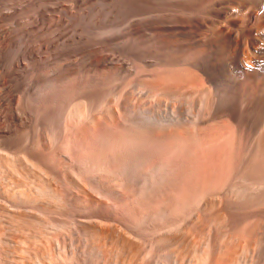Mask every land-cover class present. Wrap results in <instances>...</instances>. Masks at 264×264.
Returning <instances> with one entry per match:
<instances>
[{
    "label": "rangeland",
    "instance_id": "obj_1",
    "mask_svg": "<svg viewBox=\"0 0 264 264\" xmlns=\"http://www.w3.org/2000/svg\"><path fill=\"white\" fill-rule=\"evenodd\" d=\"M134 1L137 0L131 2ZM149 3L152 9L140 15L135 12L129 13L124 9V4L135 7L128 0H0V40L2 35L8 36L12 46L8 53L2 55L0 53V83L4 79L5 83H3L10 88L13 131L29 139L28 144L31 146L34 138L39 136L42 142L46 140L44 145L60 149H57L59 152L57 157L61 155L58 160L55 156L48 163L47 168L38 166V163L32 164V161L30 165L23 160H17L9 176L11 185L9 183L8 189L12 187L8 190L10 192L6 194L5 184L0 188L3 196L5 194L8 198H14L9 199L14 214L9 220L4 215L3 224L5 227L14 224L21 230L19 240L17 237H12L17 243L16 246L22 248L21 251L24 248L22 252L15 251L18 256L17 262L20 260L19 262L24 264H35L31 256L38 253L42 257L43 264H51L52 260L61 261L59 263L62 264L64 257L69 255L70 249L79 252L83 243L88 241L80 234L79 225L83 226L100 217L109 218L108 221L113 220L114 223L120 221L135 231V235H132L122 228L117 230L112 224L101 229L103 233L96 230L100 233H96L98 237L96 236L95 243L107 247L110 258L115 259L117 264H207L208 262V264H246L250 261L249 258L252 261L254 254L248 250L249 227L240 225L224 228L220 225L225 216L224 211L219 210L214 202L203 207L206 200L216 197L205 196L202 191L203 184L206 181L212 184L219 181L226 168L220 170L214 164L213 149L211 161L204 159L207 153L202 140L199 141L201 139L199 134L194 141L180 143L178 147L169 148L162 151L163 153L159 151L161 142L159 143L156 136L149 138L147 146L152 147V151L159 152L152 154L151 158L161 157L163 162H167L169 173L171 172L168 174L175 179L172 184L176 190L165 202L162 196L156 198L149 196L147 202L146 196L143 195L128 194L123 198L99 195L83 182L82 176L83 179H80L76 173L70 171L72 158L82 161V158L88 157L86 158L88 161L89 157L95 156L98 152L102 153V150L105 152L116 150L115 144L119 139L116 126L118 113L122 111V101L131 102L134 113L137 111L136 107L141 105V111H150L154 115L171 113L177 109V106H182L180 107L182 109L186 107L183 99L172 103L162 96L144 95L143 93L146 92H142L141 87L137 85L141 80L147 84L146 86L149 84V90L155 93L160 90L158 82L155 83L156 79L146 76L152 73L154 76L162 75L166 79L167 73L172 74L171 70L168 72V69L157 67L156 62H153L154 65H150V62L144 65L140 59L141 53L150 56L154 51L161 49L164 39L168 38V31L151 28L136 33L134 27L138 26V22L145 16L164 18L180 12L176 13L166 0L162 2L149 0ZM154 5H157L156 10L153 9L156 7ZM158 8L162 9L161 12ZM84 61L92 64L81 70L79 66ZM173 81L177 84L175 80H170V85L169 81L167 82L168 88L176 87L177 89L174 90L180 92L187 90V87L180 89L181 87H177ZM88 92L91 94L90 103L84 99V95ZM104 129H109L110 133L106 145L99 142V135ZM53 137L58 138L59 141L54 142ZM1 158L2 156L0 162H2ZM52 174L56 180H61V183L69 188L71 181L75 182L72 193L76 195L75 204L79 205L78 207L76 205L70 210L62 206L50 205L44 196L36 195L38 188L42 186L51 185L58 189L57 182L52 180ZM186 188H191L192 191L187 192ZM27 192L30 198L22 195ZM82 198L89 200L85 201ZM81 200L85 205L87 203L85 207ZM31 201L38 203L37 206ZM162 206L168 208L166 212L162 211ZM21 209L22 211H19ZM152 210L151 217L145 215V211ZM69 211L75 213L70 214ZM81 216L83 218H80ZM39 221L44 224L40 222L41 224L38 225ZM46 221L57 224L50 225ZM61 222L68 224L66 225L68 227ZM3 224L0 226H4ZM73 224L74 227L76 225V229L73 228ZM59 225L66 228L67 234L66 232L60 234L65 228L62 226L60 228ZM209 238L210 241L206 242ZM19 242H23V245ZM73 243L76 244H74L76 247L73 245L74 248L71 247ZM57 248H61L60 251ZM65 249L68 251H64Z\"/></svg>",
    "mask_w": 264,
    "mask_h": 264
},
{
    "label": "bare ground",
    "instance_id": "obj_2",
    "mask_svg": "<svg viewBox=\"0 0 264 264\" xmlns=\"http://www.w3.org/2000/svg\"><path fill=\"white\" fill-rule=\"evenodd\" d=\"M128 1L135 5L134 7L124 4V9L129 13L135 12L143 15L152 9L149 0ZM166 2L173 6L176 13H180L164 18H157L152 15L142 17L138 22V26L134 27V30L136 33L151 28L168 31V38L164 39V45L160 46L161 49L154 51L150 56H145L144 53H141L140 59L144 62V65L148 62H150V65H154L156 62L157 67L168 69V72L171 70L172 74L169 75L167 73L166 79L162 75L154 76L152 73L146 76L156 79L155 83L158 82L160 90L155 93L149 90V84L146 86L147 84L141 80L137 82V85L139 88L141 87L142 92H146L143 93L144 95L162 96L168 98L172 103L183 99L186 105L185 109L180 108L182 106H177V109L171 111V113L154 115L150 111V113L146 110L141 111L140 105L136 107L137 111L134 113V109H131L133 107L130 104L131 102L122 101V111H118V125L116 126V134L119 138L115 144L116 150L112 152L102 150V153L98 152L95 156L89 157L88 161L86 160L88 157L82 158V161L81 159L74 160L72 158L69 165L70 171L76 173L78 178H84L83 182L87 183L99 195L119 196L121 198L128 194L143 195L146 196L147 202H149L151 196H154L153 198L162 196L165 202L176 190L172 184L175 179L174 176H169L171 172L169 173L167 162H163L161 157L151 158L152 154L158 151H152V147L149 148L147 146L148 140L150 137L156 136L159 143L161 142V149L159 148L160 150H158L162 152L169 148L178 147L180 143H186L189 140L194 141L199 134L201 136L199 141L201 142L202 140V145H204L207 153L204 155V159L211 161V150L213 149L215 152L213 156L214 164L219 169L226 168L225 174L218 176L219 181L214 184L206 181L203 184L202 191L205 196H216L206 200L203 203V207L205 208L210 202H214L219 210L224 211L223 214L225 216L222 224H220L224 228L247 225L250 239L248 250L254 256L252 261L249 258L251 262L249 261L246 264H264V0H166ZM157 5H154L156 7L153 9L156 10ZM174 10L171 9V11ZM11 47L8 36L2 35L0 40L1 55L2 53H8ZM147 58H149L148 61H146ZM91 64L92 62L84 61L80 63L79 67L83 70ZM145 69H148V67H145ZM61 73L64 72L61 71ZM3 80L0 83V124H2L0 126V156H2V162H0V188L6 185L7 194L10 192L8 190L12 188L10 186L8 189L9 176L15 168L14 165L17 160H23L27 164L38 163V166L47 168L48 163L55 156V159H57L61 155L57 157L59 153L57 151L60 149L57 148V150L44 145L46 140L42 142L39 136L34 138L33 141L31 140V146L28 144L29 139L27 140L23 135H17L13 131L10 88L9 85L4 84ZM170 80H175L177 84L174 81L173 83L177 87H181L180 89L187 87V90L180 92L174 90L176 87L174 89L168 88L167 85L168 83L170 85ZM84 99L89 103L91 102L90 92L84 95ZM51 120L53 119L51 118ZM108 130L104 129L99 135V142L105 145L108 143L107 138L110 134ZM27 134H25L26 137ZM44 137L47 138V136ZM53 141L58 142L59 140L53 137ZM159 143L157 144L159 145ZM212 168L214 167L212 166ZM51 176L52 180L57 182L58 189L51 185L36 187V189L38 188L36 195L39 197L44 196L50 205L62 206L65 209L75 207L77 205L75 204L76 195L74 196L72 193V186L75 187V182L71 181L72 184L69 188L64 186L61 180H56L53 174ZM185 191L189 192L192 189L186 188ZM11 195L13 196L12 193ZM22 195L25 198L30 196L28 192ZM10 198L5 194L3 196L0 191V224H3L5 220L4 215L9 220L14 214L12 213L13 207L11 208ZM86 200L89 199L87 198ZM34 201L31 202L34 203ZM80 202L83 203V200ZM159 203L161 202L159 201ZM23 204L25 205V203ZM37 204L34 203L36 206ZM82 205L85 207L87 203ZM34 207L32 208L34 209ZM32 208L30 207V209ZM41 208L43 209V207ZM22 209L19 211H22ZM167 209V207L162 206L163 212H166ZM69 212L70 214L72 213L71 211ZM145 215L151 217L153 210L145 211ZM80 218L83 217L81 216ZM108 220L109 218L100 217L98 220H93L83 226L79 225L80 234L88 241L83 243V247L79 252H76V250L71 251L70 249L69 255L64 257L62 264H117L118 262L115 259L110 258L107 247L105 248L104 245L103 247L101 244L95 243L97 241L96 236L103 231L101 229L109 224L116 226L117 230L122 228V230L124 229L132 235H135V231L120 221L114 223L113 220ZM40 222L42 221H39L38 225ZM46 222L50 225L57 224L51 221ZM123 222L127 223V221ZM44 223L42 222V224ZM61 223L65 226L68 225ZM76 224L78 223L76 222ZM63 225H59V227H64ZM75 227L73 224L74 229H76ZM96 230L101 231L98 233ZM242 230L244 229L242 228ZM20 231V228L14 224H10V227L0 226V264H24L19 262L20 260L17 262L18 256L15 253L16 250L22 252L24 248L21 251L22 248L16 246L17 243L12 238L21 237ZM43 231L45 230L43 229ZM62 231L61 235L67 230L65 228ZM76 231L78 232V230ZM75 232L71 234H75ZM96 233L98 234L96 235ZM61 239H63V236ZM70 239H72L71 236ZM206 240V242H209L210 238ZM63 242L65 243V241ZM165 242L164 244L167 243ZM22 243L20 244L23 245ZM56 244H58V241ZM75 245L74 247H76ZM57 247L60 246L58 245ZM64 251H68V249ZM39 256L38 253L31 256L34 258L35 264H43L42 257ZM59 262L52 260L51 264H61Z\"/></svg>",
    "mask_w": 264,
    "mask_h": 264
}]
</instances>
